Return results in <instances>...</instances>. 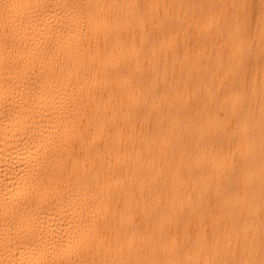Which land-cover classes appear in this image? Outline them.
<instances>
[{
    "label": "bare ground",
    "instance_id": "1",
    "mask_svg": "<svg viewBox=\"0 0 264 264\" xmlns=\"http://www.w3.org/2000/svg\"><path fill=\"white\" fill-rule=\"evenodd\" d=\"M0 264H264V0H0Z\"/></svg>",
    "mask_w": 264,
    "mask_h": 264
}]
</instances>
